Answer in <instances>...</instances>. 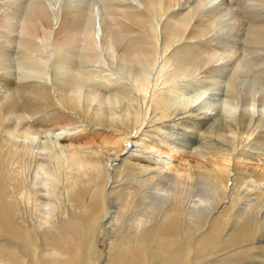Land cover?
Here are the masks:
<instances>
[{
	"label": "bare ground",
	"instance_id": "6f19581e",
	"mask_svg": "<svg viewBox=\"0 0 264 264\" xmlns=\"http://www.w3.org/2000/svg\"><path fill=\"white\" fill-rule=\"evenodd\" d=\"M228 2L0 0V264L264 250V170L243 164L264 153V0ZM73 122L115 137L65 145ZM163 147L202 161L173 169ZM184 186L211 190L203 208Z\"/></svg>",
	"mask_w": 264,
	"mask_h": 264
},
{
	"label": "rangeland",
	"instance_id": "374dc122",
	"mask_svg": "<svg viewBox=\"0 0 264 264\" xmlns=\"http://www.w3.org/2000/svg\"><path fill=\"white\" fill-rule=\"evenodd\" d=\"M228 2L227 5L229 6H233V4H231L230 0H226ZM230 3V4H229ZM245 6H242V9L244 8ZM249 6H247V9H241V12L240 14H242L244 17H246V15L248 13H250V11L252 9H248ZM246 11H249V12H246ZM248 20V18H247ZM245 20V21H247ZM1 33V32H0ZM224 39V36L221 37V40ZM1 53V51H0ZM16 60V61H15ZM14 60V65L15 67L18 69V67H20V61L17 60V58ZM18 61V62H17ZM16 62V63H15ZM18 65V66H17ZM40 68L42 66H39ZM46 70V69H45ZM47 72H49L48 70H46ZM108 74V72H104L103 74H95V75H91L93 77L89 78L91 80V82H93L96 86H102L105 82V76ZM262 75V78L264 79V75ZM115 76V75H114ZM90 77V75H89ZM93 78V79H92ZM93 80V81H92ZM104 86V85H103ZM102 86V87H103ZM178 90V89H177ZM62 125H65V124H62ZM79 126V124L77 122H73L72 124L70 125H67V127L69 128H72L71 130V133L73 134V136L71 137V139L67 140V141H64L65 142V145H69L70 143H73V144H87V150H89V148H93V147H97L99 146L98 144H101V142H103V140H107L108 138H114L115 136H112L110 135L108 132H104V131H100L102 134L100 135H97V137H95L93 135V133H89V131H81L82 128L81 127H77ZM118 136V135H117ZM91 138V139H90ZM101 138V139H100ZM95 140V141H94ZM101 140V141H100ZM92 141V142H91ZM91 143V144H90ZM94 144V146L92 145ZM93 146V147H92ZM162 151L164 153H167V154H170V155H167L166 158H167V161H168V164H170V167L173 168V169H176V167L180 166L182 163H186V162H201L202 160H199V157H194V156H189V155H184V154H181L180 152H172V153H169L168 149L166 147H163ZM264 153H259L256 154L255 152H248V155H252L254 158L252 160H249L247 161L246 159L243 160V164L246 165L247 167H253V168H261L262 170H264ZM170 158V159H169ZM236 159V157L234 158ZM255 159V160H254ZM258 159V160H257ZM262 159V161L260 160ZM122 160H119V161H114L112 163H107V168H110V171H112L113 169L114 170H117L119 171L120 169H122ZM241 168L245 169L243 166H241ZM129 170V169H128ZM115 177L114 173L112 172V175L110 176L111 179H113ZM118 177V176H117ZM111 184H112V180H111ZM161 188V187H160ZM132 190H137L138 191V188H134ZM185 191H188L189 193H193V197H190L189 196V193L185 192ZM211 192V190L207 187H201L199 188L198 190H195L193 187H189V188H186L185 186L182 187V193H183V197L188 200V201H196V202H199V206L201 208H203V203H202V200L203 199H206V197L208 196V194ZM164 191L161 192V194H163ZM227 197H230V195H227ZM168 198H169V203L170 204H174V200L175 197H171L168 195ZM212 198H215V195L212 196ZM222 198V196L220 197ZM219 198V199H220ZM232 199V197H231ZM117 204H120V197H117L114 196L112 199H111V204L110 206L112 207L111 208V211H115V206L114 205H117ZM235 205V204H234ZM233 205V207H234ZM233 207H230V209L225 213L224 218H225V221H228V219L230 218V215H231V212L233 210ZM110 239V236L109 235H105L103 234L98 240H97V245L100 249H102L104 247V243H106L108 240ZM3 240V239H2ZM100 241V242H99ZM85 244V243H84ZM257 251V253L255 254V252ZM260 254H259V253ZM254 254L250 253L248 254L247 256H237V257H233V261H235L234 264H264V250H255L253 252ZM261 256H259V255ZM255 255V256H254ZM263 257V258H262ZM236 258V259H235ZM244 258V259H242ZM257 258V259H256ZM259 258V259H258ZM240 259V260H239ZM239 261V262H238ZM244 261V262H243Z\"/></svg>",
	"mask_w": 264,
	"mask_h": 264
}]
</instances>
